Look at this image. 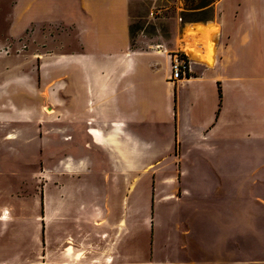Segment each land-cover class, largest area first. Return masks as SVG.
I'll use <instances>...</instances> for the list:
<instances>
[{
	"label": "crops",
	"instance_id": "crops-1",
	"mask_svg": "<svg viewBox=\"0 0 264 264\" xmlns=\"http://www.w3.org/2000/svg\"><path fill=\"white\" fill-rule=\"evenodd\" d=\"M132 6L13 1L8 38L36 49L9 84L29 94L38 64L55 134L44 264H264V0L218 1L211 62L179 80L169 45L132 46Z\"/></svg>",
	"mask_w": 264,
	"mask_h": 264
},
{
	"label": "rangeland",
	"instance_id": "rangeland-1",
	"mask_svg": "<svg viewBox=\"0 0 264 264\" xmlns=\"http://www.w3.org/2000/svg\"><path fill=\"white\" fill-rule=\"evenodd\" d=\"M13 1L0 0V264H44L46 253L51 260L56 256L57 168L43 162L44 154H56L43 152L44 138H55V134L44 131V110L51 114L52 109H44L38 64L31 75L34 86L29 94L20 91L25 84H9L14 77L7 75L9 61L23 59L36 49L28 38H8ZM218 1L132 0V46L147 49L164 42L171 47L169 53H179L175 50L177 39L186 25H193L208 37L210 56L208 61L189 58L210 63L220 32L216 25ZM19 96L30 100L21 101ZM46 124L47 129L55 122ZM10 135L14 138H8ZM26 150L30 153L25 154ZM130 187L138 192L143 185L133 183Z\"/></svg>",
	"mask_w": 264,
	"mask_h": 264
},
{
	"label": "bare ground",
	"instance_id": "bare-ground-1",
	"mask_svg": "<svg viewBox=\"0 0 264 264\" xmlns=\"http://www.w3.org/2000/svg\"><path fill=\"white\" fill-rule=\"evenodd\" d=\"M177 49L192 58L208 61L210 56L209 39L200 29L186 25L181 38L177 39Z\"/></svg>",
	"mask_w": 264,
	"mask_h": 264
},
{
	"label": "built area",
	"instance_id": "built-area-1",
	"mask_svg": "<svg viewBox=\"0 0 264 264\" xmlns=\"http://www.w3.org/2000/svg\"><path fill=\"white\" fill-rule=\"evenodd\" d=\"M192 61L186 53L179 52L172 57V79L179 80L189 76Z\"/></svg>",
	"mask_w": 264,
	"mask_h": 264
}]
</instances>
